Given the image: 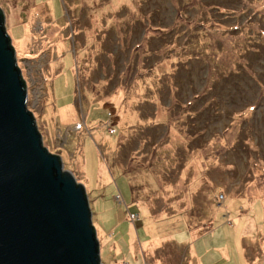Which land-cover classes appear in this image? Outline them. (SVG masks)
Wrapping results in <instances>:
<instances>
[{
    "label": "rangeland",
    "instance_id": "1",
    "mask_svg": "<svg viewBox=\"0 0 264 264\" xmlns=\"http://www.w3.org/2000/svg\"><path fill=\"white\" fill-rule=\"evenodd\" d=\"M21 3L29 28L16 20ZM0 9L42 144L84 185L100 264H264V0ZM202 23L212 32L200 42L220 59L165 68L162 56ZM235 63L248 68L230 72Z\"/></svg>",
    "mask_w": 264,
    "mask_h": 264
},
{
    "label": "water",
    "instance_id": "2",
    "mask_svg": "<svg viewBox=\"0 0 264 264\" xmlns=\"http://www.w3.org/2000/svg\"><path fill=\"white\" fill-rule=\"evenodd\" d=\"M0 9V264H100L84 185L42 144Z\"/></svg>",
    "mask_w": 264,
    "mask_h": 264
},
{
    "label": "trees",
    "instance_id": "3",
    "mask_svg": "<svg viewBox=\"0 0 264 264\" xmlns=\"http://www.w3.org/2000/svg\"><path fill=\"white\" fill-rule=\"evenodd\" d=\"M125 1V0H124ZM23 4L24 3H21L20 4V8H17L18 10H20L19 12H18V17H16V20L18 21V22H22V21H24V20H26V17H27V15H26V13H25V11H24V9L26 8L25 6H23ZM5 16V15H4ZM220 26V25H219ZM222 27V26H221ZM150 28H155V30L157 29V30H159L158 28H156V27H152V26H150ZM223 28H225V27H223ZM203 29H205V30H208V34L210 35V33L212 32L211 30H209V26H208V24H201V27L200 28H197V29H194V30H192V31H190V33H188L187 34V40L188 41H191V43H192V46H188V47H184V45L186 46V44H188V41H183L180 45L178 44V45H175L176 47H181L182 46V50H179V51H177V53H172L171 51H167L166 53H165V56H162V58L160 59V61H162V65H164L165 66V68H167V69H169L170 67H169V64L171 63V61H172V57L173 58H177V59H179V57H182V56H187V57H184V58H191V57H196V58H200L203 62H206V60L208 61L209 59H211V58H214L215 57V59H220V57H219V55L216 53V49H217V47H215L214 49H213V51H209L208 53H206L207 51H206V47H205V45H202V43L200 42V39H201V36H202V34L204 35V33H202V32H204L205 30H203ZM235 29H230L228 32H230V34H231V32L232 31H234ZM185 31V28H183L182 29V32L183 33H185L184 32ZM201 34V35H200ZM234 35V34H233ZM185 40V39H184ZM198 46H200V47H198ZM185 48V49H184ZM179 55V56H178ZM242 57H243V55H241ZM244 59V58H243ZM231 63H233L232 61H230ZM229 63V62H228ZM159 64V63H158ZM158 64H156V65H154L152 68H159L158 67ZM156 66V67H155ZM213 64H210V66L208 65V69H207V71H211V68H213ZM235 69H232L231 68V70H230V72L231 71H233V70H237V71H239L238 69H237V67L238 68H248L247 67V65L246 64H238V63H235ZM219 70H220V68L219 67H217ZM214 70H215V67H214ZM205 80H206V82H208V83H210V81L212 80V78H210V77H207V78H205ZM204 87H207L206 88V90L205 91H207V90H209V85L207 84H205L204 85ZM193 93V92H192ZM198 94H192V97L193 96H197ZM190 100V99H189ZM212 108L215 106V104H216V94L215 93H211V95H209V97L205 100ZM250 105V104H249ZM238 110V109H237ZM237 110H234V112L235 111H237ZM239 110H241V109H239ZM162 112V108L160 109V110H158V113H159V116L160 115H164V116H162L161 118H160V121H162V122H164V124H165V126L167 127V129H169V130H171V132L172 131H174L173 130V128H172V125L174 126V124H172L171 122H172V120H173V118L172 117H168L167 116V113H165V114H162L161 113ZM233 113V112H232ZM229 115H231L232 116V120H234V118L236 117V115H232L231 113H229ZM231 122V121H230ZM229 122V123H230ZM204 230V229H203Z\"/></svg>",
    "mask_w": 264,
    "mask_h": 264
},
{
    "label": "crops",
    "instance_id": "4",
    "mask_svg": "<svg viewBox=\"0 0 264 264\" xmlns=\"http://www.w3.org/2000/svg\"><path fill=\"white\" fill-rule=\"evenodd\" d=\"M33 16V15H32ZM31 16V17H32ZM30 19H32V18H26V20H24V21H22V26L24 27H28L29 28V24H30ZM38 22V25H39V27L41 26V24H40V20L39 21H37ZM161 106H162V104H161ZM65 119V120H64ZM63 120L64 121H66V118H64ZM205 230V229H204ZM204 230H201L202 232H200L199 234H201V233H203L204 232ZM206 231V230H205ZM113 264H129V262L128 261H126V260H122V262H113Z\"/></svg>",
    "mask_w": 264,
    "mask_h": 264
},
{
    "label": "built area",
    "instance_id": "5",
    "mask_svg": "<svg viewBox=\"0 0 264 264\" xmlns=\"http://www.w3.org/2000/svg\"><path fill=\"white\" fill-rule=\"evenodd\" d=\"M76 125L79 126L80 124L76 123ZM109 129H110V128H109ZM111 130H112V128H111ZM220 196H221V195H220ZM115 198L119 199V194H116V195H115ZM134 216H135V214H133V213H131V212L129 213V217H130V218H133Z\"/></svg>",
    "mask_w": 264,
    "mask_h": 264
}]
</instances>
